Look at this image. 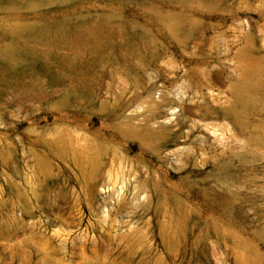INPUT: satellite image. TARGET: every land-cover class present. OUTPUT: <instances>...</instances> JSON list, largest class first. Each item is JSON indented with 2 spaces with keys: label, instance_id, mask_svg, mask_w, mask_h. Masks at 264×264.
<instances>
[{
  "label": "rangeland",
  "instance_id": "rangeland-1",
  "mask_svg": "<svg viewBox=\"0 0 264 264\" xmlns=\"http://www.w3.org/2000/svg\"><path fill=\"white\" fill-rule=\"evenodd\" d=\"M0 264H264V0H0Z\"/></svg>",
  "mask_w": 264,
  "mask_h": 264
},
{
  "label": "bare ground",
  "instance_id": "bare-ground-1",
  "mask_svg": "<svg viewBox=\"0 0 264 264\" xmlns=\"http://www.w3.org/2000/svg\"><path fill=\"white\" fill-rule=\"evenodd\" d=\"M102 36L103 35L100 33V31H97L95 29H91V30L85 29V31L80 30L75 35H72L71 37L66 35V34H63L59 28H56L54 30V33H53V38L56 42H66V41L70 40V41H73L76 46L87 45L88 47L92 48L95 51H100V50H102V48L103 49L105 48V47H103V46H105L104 40H103L105 38H104V36L102 38ZM101 52H103V51H101ZM168 106H169L168 107L169 109L173 108V105H168ZM173 109H175V108H173ZM184 110L185 109L181 108L179 110L180 111L179 116H176V117L178 118L180 116L181 117L183 116V118H185L184 121L186 123H188V120H190L189 115L187 114L188 111L186 112ZM172 114L177 115L176 113H172ZM164 117H165L164 118L165 120H169V121L171 120L170 115L168 113H165ZM150 121H152V120L151 119L147 120V122H150ZM152 122H153V124L154 123L158 124L159 127H154L151 124H146L145 132H144L145 136L149 137L148 139L152 138L154 140H160V139L162 140L163 138H161L162 137L161 134H162L163 123H158L157 121H152ZM200 122H201V120H195L194 121L193 125L190 126L188 129L186 137L189 135V133L196 130L195 133L197 134L198 139L201 141H205L207 139V137H209L208 136L209 132H207V131H210L211 129H213L214 140H216L218 142H221V143L226 142L229 139V137H231L226 132L229 129L227 127V124H226V127H227L226 131L224 130V131H221L220 133H217L216 128H214V126H210L211 124H205L206 130H204L203 128H201L202 126H201ZM144 134H142V135H144ZM186 148L187 147H183L182 150H185Z\"/></svg>",
  "mask_w": 264,
  "mask_h": 264
}]
</instances>
